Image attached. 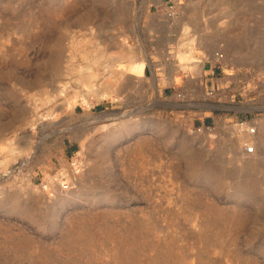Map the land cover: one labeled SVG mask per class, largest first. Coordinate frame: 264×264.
Listing matches in <instances>:
<instances>
[{
    "label": "rangeland",
    "instance_id": "obj_1",
    "mask_svg": "<svg viewBox=\"0 0 264 264\" xmlns=\"http://www.w3.org/2000/svg\"><path fill=\"white\" fill-rule=\"evenodd\" d=\"M0 264H264V0H0Z\"/></svg>",
    "mask_w": 264,
    "mask_h": 264
},
{
    "label": "crops",
    "instance_id": "obj_2",
    "mask_svg": "<svg viewBox=\"0 0 264 264\" xmlns=\"http://www.w3.org/2000/svg\"><path fill=\"white\" fill-rule=\"evenodd\" d=\"M164 17H165V13H164ZM201 61V60H200ZM199 61V62H200ZM207 60H202V62H200L202 65V72H203V76L202 77H199V88L201 89V91H203L204 89L207 90V92L211 89L215 90V88H220L221 86V79H220V74H221V70H220V67H218L217 65H214L213 63L211 62H206ZM197 64V62H194ZM199 67V65H197ZM195 78V77H194ZM194 79L193 77L191 79H187L186 81H184V83H179L177 84V91H179L178 93H181V92H185L186 93V90H185V86L186 84L185 83H194ZM211 84V85H210ZM188 96V95H187ZM196 96V95H195ZM203 101L199 102V106H195L196 104L195 103H192L194 104V106H189L187 105V107H189V110L190 109H194V110H198L199 111H204L203 110V107L204 108H210L211 106H213L214 104L209 101L208 99L209 98H206V97H202ZM193 99H195L194 97H188L185 98L182 102H184V104L187 102L190 103V101H193ZM200 101V99H199ZM186 103V104H187ZM183 104V103H182ZM183 110L184 113L188 112L191 114V110ZM217 111V109H211L210 110V113L208 115H206V120H200L199 121V126L200 125H203V126H206V125H212L216 122L215 120V117H214V114L215 112ZM244 117V116H242Z\"/></svg>",
    "mask_w": 264,
    "mask_h": 264
},
{
    "label": "built area",
    "instance_id": "obj_3",
    "mask_svg": "<svg viewBox=\"0 0 264 264\" xmlns=\"http://www.w3.org/2000/svg\"><path fill=\"white\" fill-rule=\"evenodd\" d=\"M176 15V6H172L166 9L165 16L168 18H173ZM213 58H215L216 61L220 62L223 60L224 55L222 53L216 52L213 55ZM209 62L210 60L207 59ZM216 94L215 90H210L207 92V96L214 97ZM178 98H180L181 101H183L186 96L185 94H178ZM234 125L244 134L247 138L243 140V155L247 158L254 157L258 154V141L256 138L258 127L256 124H251L247 120H240L234 123ZM207 131H212V126H205L203 127ZM203 128H199V131H201ZM60 183L62 184V188L64 192H68L71 190L70 188V182L67 179L60 180Z\"/></svg>",
    "mask_w": 264,
    "mask_h": 264
},
{
    "label": "bare ground",
    "instance_id": "obj_4",
    "mask_svg": "<svg viewBox=\"0 0 264 264\" xmlns=\"http://www.w3.org/2000/svg\"><path fill=\"white\" fill-rule=\"evenodd\" d=\"M241 136H242V135H241ZM241 138H243V140H244V136L240 137V138H239L240 140H237V143H235L236 146L239 144V142H240V144H241V142H243V140L241 141ZM14 209H15V208H14Z\"/></svg>",
    "mask_w": 264,
    "mask_h": 264
}]
</instances>
